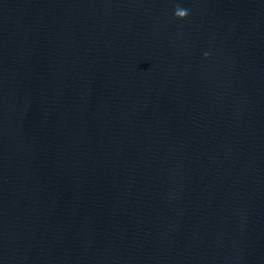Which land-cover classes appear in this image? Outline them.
I'll use <instances>...</instances> for the list:
<instances>
[{
  "label": "water",
  "instance_id": "1",
  "mask_svg": "<svg viewBox=\"0 0 264 264\" xmlns=\"http://www.w3.org/2000/svg\"><path fill=\"white\" fill-rule=\"evenodd\" d=\"M0 264H264V0H0Z\"/></svg>",
  "mask_w": 264,
  "mask_h": 264
}]
</instances>
